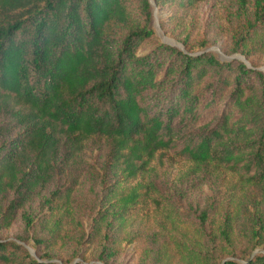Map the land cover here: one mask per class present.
Returning a JSON list of instances; mask_svg holds the SVG:
<instances>
[{
    "label": "trees",
    "instance_id": "16d2710c",
    "mask_svg": "<svg viewBox=\"0 0 264 264\" xmlns=\"http://www.w3.org/2000/svg\"><path fill=\"white\" fill-rule=\"evenodd\" d=\"M227 8L230 50L251 64L220 58L206 35L159 39L151 0H0V231L42 196L25 233L0 238V264H98L92 245L113 264L151 222L139 264H264V0ZM91 145L107 146L101 165ZM180 160L229 178L222 214L193 217L184 189L162 184ZM57 245L71 256L55 259Z\"/></svg>",
    "mask_w": 264,
    "mask_h": 264
},
{
    "label": "rangeland",
    "instance_id": "374dc122",
    "mask_svg": "<svg viewBox=\"0 0 264 264\" xmlns=\"http://www.w3.org/2000/svg\"><path fill=\"white\" fill-rule=\"evenodd\" d=\"M234 0H202L196 6L190 9L170 8L168 5H156L155 0H151L154 7V22L155 34L159 39L165 42H171L184 47L181 39L186 33L192 37L206 35L209 39L207 49L213 50L222 59H231L239 57L251 64L250 60L240 52L232 53L229 46L228 18L226 17L228 5ZM254 58L258 64V68L264 71V52H255ZM2 121V119H0ZM107 146L97 147L91 145L88 148V160L92 163L101 165L105 160ZM191 163L180 160L176 162L168 171L161 177L162 184L176 185L178 190L184 189L182 203L184 209L189 211L190 206L199 210L207 205L216 206L211 216L219 215L224 212L228 196L230 195V181L222 177L212 176L205 179L198 174H188ZM95 184L94 178H84L81 183L78 194L87 193L91 186ZM238 196L239 193H234ZM42 200L41 195L35 196L31 203L21 208L14 220L13 224L0 231V238L18 239L20 235L25 233L23 211L27 213H37V204ZM192 209V208H191ZM197 213H199L196 209ZM190 212V211H189ZM192 216L195 215L190 212ZM87 222L91 221V216L87 213ZM136 227L141 231L137 240L132 242L125 241L121 245V250L111 258L113 264H139L145 242L148 237L157 231L156 222L136 224ZM33 243V240L31 241ZM31 252L35 254V249L27 244ZM72 247L57 245L51 249V253L55 259L68 258L72 254ZM98 248L92 245L87 251V258L96 261L98 264H105L97 257ZM80 259L75 257V260Z\"/></svg>",
    "mask_w": 264,
    "mask_h": 264
}]
</instances>
